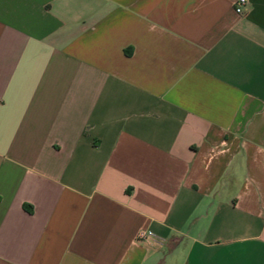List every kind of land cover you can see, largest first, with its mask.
I'll return each instance as SVG.
<instances>
[{"label":"crops","instance_id":"obj_1","mask_svg":"<svg viewBox=\"0 0 264 264\" xmlns=\"http://www.w3.org/2000/svg\"><path fill=\"white\" fill-rule=\"evenodd\" d=\"M233 2L0 0V264H264V0Z\"/></svg>","mask_w":264,"mask_h":264},{"label":"built area","instance_id":"obj_2","mask_svg":"<svg viewBox=\"0 0 264 264\" xmlns=\"http://www.w3.org/2000/svg\"><path fill=\"white\" fill-rule=\"evenodd\" d=\"M244 4V0H234L233 10L236 13L240 12L241 5ZM136 241L145 242L152 245H162L164 239L159 235L153 233L151 230H140L137 235H135Z\"/></svg>","mask_w":264,"mask_h":264},{"label":"trees","instance_id":"obj_3","mask_svg":"<svg viewBox=\"0 0 264 264\" xmlns=\"http://www.w3.org/2000/svg\"><path fill=\"white\" fill-rule=\"evenodd\" d=\"M25 208L27 207V205H23ZM28 210L30 211L31 210V208H28Z\"/></svg>","mask_w":264,"mask_h":264}]
</instances>
